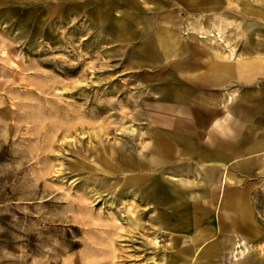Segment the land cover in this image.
Instances as JSON below:
<instances>
[{
    "label": "rangeland",
    "instance_id": "374dc122",
    "mask_svg": "<svg viewBox=\"0 0 264 264\" xmlns=\"http://www.w3.org/2000/svg\"><path fill=\"white\" fill-rule=\"evenodd\" d=\"M260 141L264 0H0V264H264Z\"/></svg>",
    "mask_w": 264,
    "mask_h": 264
},
{
    "label": "crops",
    "instance_id": "0c3cea01",
    "mask_svg": "<svg viewBox=\"0 0 264 264\" xmlns=\"http://www.w3.org/2000/svg\"><path fill=\"white\" fill-rule=\"evenodd\" d=\"M222 65H224V64H222ZM213 83H215V82H213ZM190 121L193 122L192 120H190ZM178 134L186 135V139L184 141H181L180 139H175L174 136H177ZM164 135H165V137L162 136L163 138H165L164 141L166 142V140H168L165 143L166 146L167 145H174V146H187V147L193 148V147H196L199 145L197 142L196 135H193L191 133V131H188L186 128L179 130V131H175L174 135L167 134V133H164ZM171 136H172V138H170ZM166 137H168V138H166ZM262 142H264V141H262ZM207 143H209V142H207ZM260 143H261V141H260ZM256 149H262V148H256ZM225 177H226V175H225ZM232 204L234 206H236V204H234V203H232ZM232 204H230V205H232ZM234 206H233V208L236 209ZM198 217H200V216H198ZM195 218H197V217H195ZM210 221H211V219H209V222ZM194 222H195L194 218L191 217L189 219V221L187 220V222H184L183 224L185 227H191ZM204 227H205L204 229H201L200 231H198L197 234L193 235L194 237H191V240H199L200 242L206 241L207 243L211 242L212 239H210V238L212 237V235H214L217 227L213 223L212 224L206 223V225H204Z\"/></svg>",
    "mask_w": 264,
    "mask_h": 264
},
{
    "label": "bare ground",
    "instance_id": "6f19581e",
    "mask_svg": "<svg viewBox=\"0 0 264 264\" xmlns=\"http://www.w3.org/2000/svg\"><path fill=\"white\" fill-rule=\"evenodd\" d=\"M197 19V18H196ZM186 28V27H185ZM192 28V27H191ZM220 29H221V27H220ZM216 34V33H215ZM159 35V34H158ZM171 35V34H170ZM221 36V35H220ZM177 38V37H176ZM171 41V40H170ZM171 43H173V42H171ZM232 48V47H231ZM231 53V52H230ZM194 57V56H193ZM172 69H174L173 67H172ZM254 147L255 148H264V142H259V143H256L255 145H254Z\"/></svg>",
    "mask_w": 264,
    "mask_h": 264
}]
</instances>
